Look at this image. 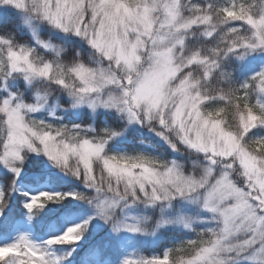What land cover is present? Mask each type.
I'll use <instances>...</instances> for the list:
<instances>
[{"label": "snow or ice", "instance_id": "obj_1", "mask_svg": "<svg viewBox=\"0 0 264 264\" xmlns=\"http://www.w3.org/2000/svg\"><path fill=\"white\" fill-rule=\"evenodd\" d=\"M0 6L20 10L24 24L46 21L62 32L81 37L100 57L94 64L78 58L65 62L59 47L36 39L38 46L52 50L54 55L48 57L35 47L17 43L8 32L0 35V87L14 73L28 82H51L67 91L73 106L115 109L128 122L147 126L173 150L183 145L201 154L203 161L196 163L194 170L185 171L177 160L146 153L108 152L106 144L118 134L113 129L103 128L97 133L79 124L36 119L31 113L43 105L47 89L37 91L36 103H26L18 92L9 91L0 96V130L4 132L0 136V162L18 175L19 164L13 162L24 159V150L42 152L62 171L82 177L96 193L89 199L83 193L42 191L24 203L30 214L46 202L65 196L88 199L106 221L111 219L110 209L121 201L125 202L122 207L135 201L151 205L177 196L195 199L213 214L215 225L200 229L195 239L181 241L162 256L125 257L121 264H225L222 252L227 253L230 247L246 249L264 244V156L259 154L264 149V136L252 141L256 152L245 148L250 130L264 125V67L238 86L230 73L221 71L223 58L229 54L242 59L248 53L264 51V14L254 15L238 0L223 7H217L215 0H140L134 11L145 25L149 23L146 9L155 6L151 16L156 17L157 24L166 18L164 7L170 10L168 23L159 34L173 33L166 42L173 45L178 73L170 82L175 89L169 92L171 99L161 101L157 87L161 76L136 87L135 79L132 83L125 79V75L135 77L134 72L120 73L123 60L131 59L139 42L147 49L149 39L141 25L132 22L130 0H0ZM0 25L8 27L9 22L0 19ZM194 34L204 40L210 38V42L193 46L188 38ZM140 55L138 69L148 63L143 59L147 51ZM222 81L225 87H217ZM179 82L183 85L178 88ZM113 90L119 95H111ZM227 107L234 111L238 131L225 146L214 125L219 122L220 129L230 133L224 120ZM96 168L100 169L99 176ZM233 168L240 171L242 184L233 179ZM12 190L0 189V210ZM181 222L191 227L190 220ZM87 223L84 220L53 237H63L57 243L79 240ZM164 223L170 221L161 220L157 227ZM114 227L144 230L123 221ZM50 238L45 243L55 244ZM186 248L193 249L190 256H172ZM0 264H55V260L20 234L13 242L0 245Z\"/></svg>", "mask_w": 264, "mask_h": 264}, {"label": "rangeland", "instance_id": "obj_2", "mask_svg": "<svg viewBox=\"0 0 264 264\" xmlns=\"http://www.w3.org/2000/svg\"><path fill=\"white\" fill-rule=\"evenodd\" d=\"M0 8L5 9L8 7L0 6ZM9 8L16 11L23 20V14L20 10L14 7ZM47 24L46 21L30 20L28 24L24 25L30 31L33 38L39 39L38 28L41 25ZM244 58V68L252 73L264 67V53L262 51L255 52L253 55H245ZM3 87H0V90L3 89ZM6 92L8 93V91ZM72 104L74 105V100ZM72 110L75 113L87 110L90 115L96 114L99 110L116 111L115 109H106L99 106L93 110L85 104L73 106ZM127 125L132 128H140L152 134L159 142H162L168 148V151L172 154L171 160H177L182 166V159L189 162L191 164L189 166L193 168L196 163L200 162L202 159L201 154L193 153L185 149L183 145L178 144L177 149L173 150L168 143L144 124L136 122L130 123L127 121ZM117 133L118 134L113 137L118 139L125 137V131ZM24 152L35 158L37 156L42 157L43 166L34 169L31 161H28L29 158L24 155L22 161L13 162L14 164L18 163L20 167V173L16 175L10 171L9 167L0 162V169L6 170L12 178L11 187L13 188V186H15V190L13 189L10 194L15 196L16 193H19L21 195V202L24 204L32 195H36L39 192H58L48 183H35L33 178H27V176L38 172L39 169L46 168L54 170L53 167L58 166L50 161L42 152H29L27 150H24ZM59 173L62 174V170H60ZM96 174L97 176L100 175L99 168H96ZM233 179L242 184V178L233 177ZM80 180L81 185L88 191L86 197L89 199L94 197L96 195L95 191L88 188L85 183L82 182V177H80ZM70 202H74L77 205L75 206L76 211L73 209V211L66 212L57 208L61 206H50L40 213V217L36 221L37 224L34 223L32 218L27 216L26 211L24 212L19 208L16 209L9 218L2 221V211L0 210V245L11 243L20 234H24L37 246L44 248L48 256L55 260V264H121V261L125 257H132L135 259H140L142 257L146 258L133 248V242L136 241L137 238L153 240L158 237L160 232L164 229L186 228L181 222L182 220H190L191 227L202 225L208 228L213 227L216 223L212 219L213 214L209 210L203 208L199 201L182 196H177L168 201H158L151 205L145 204L142 201H135L129 202L126 206L122 207V205H125V202L121 201L114 208L110 209L111 219L108 221L96 214L94 204L89 203L88 199H76L72 197ZM45 215H51V217L45 219L43 218ZM84 220H87L88 223L86 227H83L79 240L51 245L45 243L50 237L61 235L68 227L82 224ZM161 220H167L170 221V223L160 224L159 227H157L158 222ZM121 221L137 224L144 230L133 232L125 228H115L114 226ZM237 264H257V262L239 261Z\"/></svg>", "mask_w": 264, "mask_h": 264}, {"label": "trees", "instance_id": "obj_3", "mask_svg": "<svg viewBox=\"0 0 264 264\" xmlns=\"http://www.w3.org/2000/svg\"><path fill=\"white\" fill-rule=\"evenodd\" d=\"M193 2H199V0H193ZM201 2H203V0H201ZM0 19L9 22L8 27L0 25V35L10 32L17 43L35 47L38 53L48 57L54 55L51 49H43L36 44V39L33 38L30 31L23 24L22 17L13 9L9 7L5 9L0 8ZM38 38L59 47L61 50V59L65 62L76 58L78 55L82 61L86 63H94V61L89 60L90 46L79 36L62 32L47 24L41 25L38 28ZM188 42L193 46H199L202 43H209L210 38L204 40V38L198 37L194 34L188 38ZM77 49L79 52H77ZM255 52L258 51L248 53L247 55H253ZM262 52L264 53V51ZM244 61V57L238 59L232 54L224 57L222 61L221 70L230 73L231 81L237 86L240 82L253 74L248 69L244 68ZM221 84L223 85L224 82L222 81ZM41 89H47L46 99L41 107H39L34 113H31L34 118L56 124H79L82 128L90 132L94 129L95 132L98 133L103 128H111L115 132L125 131V137L122 139L112 137L106 144L105 150L111 153H146L164 160H171L172 154L162 142H159L152 134L147 133L145 130L128 127L126 118H124V115L119 112L99 110L96 114L90 115L87 110H82L75 113L72 110L73 98L68 95L66 90L57 85L51 84V82L37 80L28 82L24 80L21 74L14 73L4 81V87L0 90V96L7 95L6 91H14L18 92L26 103H36V93ZM212 103L215 102L213 101ZM3 134L4 132L0 130V136ZM249 135L254 137L264 136V126L256 125L250 130ZM25 156L29 158L28 161H31L34 169L43 166L41 160L42 157L37 156L35 158L29 154H26ZM182 161L185 171H192L194 169L189 166L191 165L189 162L183 159ZM53 168L54 170L46 168L39 169L38 172L27 176V178H33L35 183H48L60 193L77 192L83 193L85 196L88 195L87 189H85L80 183V177L74 176L66 171H62V174H60V168ZM11 180L12 178L6 170L0 169V189L7 190L11 187ZM13 189L15 190V186H13ZM71 198L72 196H65L61 200L48 201L43 207L34 209L30 214L21 202V195L19 193H16L15 196L8 193L7 203L1 210L2 221L9 218L11 214L19 208L24 212L26 211L27 216L32 218L34 223L37 224L36 221L40 217V213L50 206H61L57 208L66 212L73 211V209L75 210V206L77 205L74 202H70ZM50 217L51 215L43 216L45 219ZM204 228L205 227L202 225H195L190 228H167L162 230L158 237L153 240L137 238V240L133 242V248L146 258L159 255L162 256L165 250L181 241L193 239L196 236L197 230ZM178 255L180 254L175 252L172 253L173 257H177Z\"/></svg>", "mask_w": 264, "mask_h": 264}, {"label": "clouds", "instance_id": "obj_4", "mask_svg": "<svg viewBox=\"0 0 264 264\" xmlns=\"http://www.w3.org/2000/svg\"><path fill=\"white\" fill-rule=\"evenodd\" d=\"M204 2L207 3L208 0H204ZM232 2L233 0H215L217 7L226 6ZM238 2L243 4L246 9H250L254 15L264 14V0H238ZM130 4L134 13L131 17L132 22L133 24H140L144 29V34L149 37L148 46L146 49L143 42H139L137 45L138 51L133 49L131 59L123 60L124 67L120 69V73L121 75H125L128 72H134L135 77L132 75H125V79L128 83H132L133 79H135L136 87L143 86L154 77L161 76L162 79L159 80L157 85L160 99L161 101L171 99L169 92H175V89L172 88L170 82L178 73V65L174 63V57L172 55L173 45L168 44L166 40H170L173 36V33L166 32L165 35L159 34L160 29L164 28L168 23L167 17L170 15V10L167 6L164 7L166 18L157 24L156 17L151 16V11L155 10V6H153L152 9H146V11L149 12V23L145 25L142 23V18L136 15L134 11L140 6V0H130ZM153 26H155V28ZM132 30L136 31L135 28ZM153 32H155V34H153ZM84 42L89 45L86 40H84ZM145 51H147V55L143 57V59H146L148 63H144L143 67L138 69L137 66L142 64V57L140 53H144ZM77 52H79L78 49ZM76 58L80 59L78 55ZM98 59H100V57L98 56L97 52L94 51L90 46L89 60L94 61L95 63ZM105 59H110V57H106ZM221 71L226 72L224 70ZM182 85L183 82H179L177 87H182ZM217 87L224 88L225 85L220 83L217 85ZM110 94L116 96L119 95V93L114 90ZM224 120L227 124V127L231 130L230 133H225L223 130H221L219 122H217L214 127L217 129L220 138L224 142V145L227 146L228 143L233 139L232 134L238 131L237 120L234 111L230 107L225 109ZM256 138L257 137L251 135L247 137V140L245 141V148L247 152L254 153L257 151L255 144L252 143V141H254ZM259 154L264 156V149L259 150ZM200 162H203L202 159ZM233 177L242 178L240 171L236 168H233ZM198 231L200 230H197V232ZM195 238L196 237L193 239ZM62 240L63 237L50 238V242L52 243H57ZM192 251L193 249L186 248L181 252H178L180 255H178L177 258L181 256L188 257L191 255ZM222 254L226 257L225 264H237L239 261H254L257 262V264H264V244H258L254 247L246 249L230 247L227 253L222 252Z\"/></svg>", "mask_w": 264, "mask_h": 264}]
</instances>
